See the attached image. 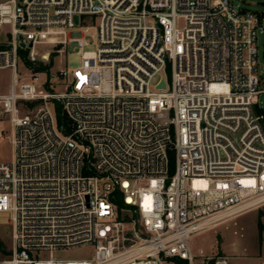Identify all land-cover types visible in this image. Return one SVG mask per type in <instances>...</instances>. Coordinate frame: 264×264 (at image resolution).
<instances>
[{"label":"built area","instance_id":"obj_1","mask_svg":"<svg viewBox=\"0 0 264 264\" xmlns=\"http://www.w3.org/2000/svg\"><path fill=\"white\" fill-rule=\"evenodd\" d=\"M0 31V69L14 74L0 95L13 153L0 163L12 242L0 264H231L197 263L191 240L264 207V13L233 0H7ZM71 44L81 64L58 70L64 91L38 84ZM85 247L89 260L53 257Z\"/></svg>","mask_w":264,"mask_h":264},{"label":"rangeland","instance_id":"obj_2","mask_svg":"<svg viewBox=\"0 0 264 264\" xmlns=\"http://www.w3.org/2000/svg\"><path fill=\"white\" fill-rule=\"evenodd\" d=\"M7 0H0L5 2ZM236 6L243 8L251 13H264V0H233ZM100 18H96L93 22L94 27H98ZM87 39L94 43L90 48L85 50H96V29H92ZM6 38L0 31V41ZM257 46L259 51V62L264 66V34L258 32ZM48 47H41L39 50H46ZM78 50V44H71L68 52L59 55L56 51L51 54L50 62L52 67L49 74L40 73L38 84H45L50 79H56L54 91H64L65 81L59 79L57 72L60 69L73 71L81 64V59L75 54ZM19 77L22 79L25 75L30 76L22 64L19 66ZM22 74V75H21ZM13 71L11 69H0V95L9 93ZM167 76H171V71L167 72ZM36 106L25 109V112L34 110ZM2 108L0 107V115ZM0 132L3 133L5 140H0V163H8L12 160L13 153L10 145V125L8 118L0 120ZM8 138V139H7ZM9 219L8 213H0V241L4 244L6 253H10L12 242L10 237V229L7 226ZM191 246L197 257V263L202 257L210 256H227L230 258L231 264H262L264 261V207L254 209L244 213L239 217H233L224 224L209 230L203 234L194 237L191 240ZM94 255L93 247H85L74 250H66L54 253L53 257L60 260H89ZM9 255L0 251V260L8 258ZM48 259V255L42 256Z\"/></svg>","mask_w":264,"mask_h":264},{"label":"trees","instance_id":"obj_3","mask_svg":"<svg viewBox=\"0 0 264 264\" xmlns=\"http://www.w3.org/2000/svg\"><path fill=\"white\" fill-rule=\"evenodd\" d=\"M44 69L50 71L51 66L48 65L47 67H44ZM57 119L59 125H63L67 122V117L62 113V109L59 105L57 106ZM0 251H2L4 254L10 255V253H6V251L4 250V244L1 241H0Z\"/></svg>","mask_w":264,"mask_h":264},{"label":"water","instance_id":"obj_4","mask_svg":"<svg viewBox=\"0 0 264 264\" xmlns=\"http://www.w3.org/2000/svg\"><path fill=\"white\" fill-rule=\"evenodd\" d=\"M75 21L77 22V21H78V19L76 18V19H75ZM159 88H160V89H162V90H166V88H167V84H166V82H165V79H164V78L162 79V82H161V84H160Z\"/></svg>","mask_w":264,"mask_h":264}]
</instances>
